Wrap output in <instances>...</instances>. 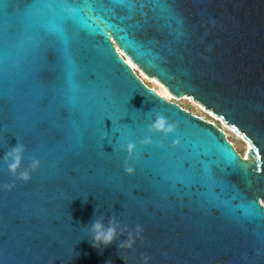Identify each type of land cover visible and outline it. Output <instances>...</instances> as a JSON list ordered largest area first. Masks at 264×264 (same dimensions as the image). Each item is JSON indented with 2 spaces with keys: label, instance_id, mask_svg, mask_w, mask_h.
<instances>
[{
  "label": "water",
  "instance_id": "water-1",
  "mask_svg": "<svg viewBox=\"0 0 264 264\" xmlns=\"http://www.w3.org/2000/svg\"><path fill=\"white\" fill-rule=\"evenodd\" d=\"M34 2L0 0V154L20 140L23 168L41 160L27 183L0 164V264H264V0H89L66 24ZM119 51L242 135L247 159ZM157 113L175 133H148ZM148 135L125 172L113 149ZM100 214L141 237L96 250L84 226Z\"/></svg>",
  "mask_w": 264,
  "mask_h": 264
},
{
  "label": "clouds",
  "instance_id": "clouds-1",
  "mask_svg": "<svg viewBox=\"0 0 264 264\" xmlns=\"http://www.w3.org/2000/svg\"><path fill=\"white\" fill-rule=\"evenodd\" d=\"M54 11V9H52ZM151 116V114H149ZM147 131L150 134H161L162 136H169L176 132L177 125L172 123L167 117L162 114H155L146 125ZM179 139L173 140V144H179ZM142 144L153 143L151 135L146 136ZM119 152L127 153L124 159L125 172L132 174L135 171V155L136 144L130 140H126L119 145ZM27 148L23 142L18 140L15 146L7 147L2 154H0V164L6 166L7 172L15 177L16 180L27 183L32 179L33 173L37 172L41 167V160L36 155L28 157L29 163L26 168H23V162ZM0 187H9L2 185ZM87 232V240L91 246L96 250L102 252L103 249L117 243L119 249H131L136 240L141 237L143 231L142 226L137 224L134 230H129L127 225H121L115 216H111L107 223H105V216L100 214L94 215V219L90 224L84 226ZM126 233V235H125ZM123 237V239H121ZM147 261V258H145Z\"/></svg>",
  "mask_w": 264,
  "mask_h": 264
},
{
  "label": "snow or ice",
  "instance_id": "snow-or-ice-1",
  "mask_svg": "<svg viewBox=\"0 0 264 264\" xmlns=\"http://www.w3.org/2000/svg\"><path fill=\"white\" fill-rule=\"evenodd\" d=\"M109 3L114 7H116V6L127 7L129 9H132L135 7V0H109ZM32 7L35 9L43 7V8H47L49 10L56 9V8L63 9V14L55 17V19L60 21L61 24L71 23V22L79 19L80 15L83 13L85 8H87L91 11H95L93 4L91 2H89V0H84V3L82 6L81 5H70L67 2H65V0H35V2L32 4ZM101 7H103L102 4H101ZM56 31H60V28H57ZM61 34H63V33H61ZM105 34L110 35V33H107V32ZM120 41H121L122 47H125L126 50H129V51L132 50L133 42L127 41L125 37H120ZM0 42H2V40H0ZM121 55H123V53H121ZM129 63H131V61H129ZM220 118L223 119V117H220ZM126 125H127V123L124 124V126H126ZM143 139L139 140V142H137L135 140H131V139H126V140H130L131 142L136 144L135 163L138 162L146 152V151H142V152L138 151V148H148L155 143L153 141V143H151V144H142L141 141ZM25 146L27 148L26 144H25ZM27 150H28V148H27ZM113 151L119 152V149H113ZM124 154L125 155L123 158V163H124V159H125L127 153H124ZM245 159H247V157H245ZM258 171H260V169H258ZM2 185H4V179L0 178V186H2ZM262 203H264V202H262ZM251 207L255 208V205L253 204ZM256 214H259V209H256Z\"/></svg>",
  "mask_w": 264,
  "mask_h": 264
},
{
  "label": "rangeland",
  "instance_id": "rangeland-1",
  "mask_svg": "<svg viewBox=\"0 0 264 264\" xmlns=\"http://www.w3.org/2000/svg\"><path fill=\"white\" fill-rule=\"evenodd\" d=\"M120 52V51H119ZM124 59L127 61V58L124 57ZM135 66V65H134ZM136 67V66H135ZM137 68V67H136ZM138 69V68H137ZM135 73L139 76V78L143 81V83L153 89L159 96L163 97L164 99L173 102L177 105H179L181 108L187 110L188 112H190L192 115L197 116L199 118H201L202 120L205 121H212L220 130L223 131V133L225 134L227 140L229 142H231V144L233 145V147L235 148V150L239 153V155H241L242 158L245 159V157H247L248 155V149H247V145L244 142V138L242 135V139L241 137L236 136L235 134L239 135L237 132H235L233 129V131L228 130L227 128L223 127L220 122H217L214 118H212L208 113L203 112V110H201L200 108H198L196 105L197 104H193L192 102H190L189 100H173V99H168L167 97V93H166V89L164 88V86L162 84H160L158 81H156L155 79H151L148 76H146L148 79H150V81L146 78H144V74L139 70V71H135ZM143 74V75H142ZM155 81L157 84H155L152 81ZM174 97V96H173ZM186 96H184L183 98H185ZM176 98V97H175ZM189 98V97H186ZM191 99V98H189ZM192 100V99H191ZM195 102V101H194ZM199 105V104H198ZM202 107V106H201ZM204 109V108H203ZM205 110V109H204ZM206 111V110H205ZM228 127V126H227ZM230 128V127H228ZM231 129V128H230ZM235 133V134H234Z\"/></svg>",
  "mask_w": 264,
  "mask_h": 264
},
{
  "label": "bare ground",
  "instance_id": "bare-ground-1",
  "mask_svg": "<svg viewBox=\"0 0 264 264\" xmlns=\"http://www.w3.org/2000/svg\"><path fill=\"white\" fill-rule=\"evenodd\" d=\"M120 54L122 53L121 51L119 52ZM123 57H125L124 56V54L122 55ZM130 66H131V68L134 70V71H139L132 63H129V60L127 59V61H126ZM143 75V74H142ZM144 76V78H146V79H148L145 75H143ZM149 81H150V79H148ZM152 81V80H151ZM152 82H154L155 84H157L155 81H152ZM166 93H167V97H168V99H173V100H176V101H179V100H189L190 102H192L194 105L195 104H197L196 102H194L193 100H191V99H189V98H175V97H173L167 90H166ZM198 108H200L201 110H203V112H206V113H208L207 111H205L204 109H203V107H201L200 105H196ZM212 118H214L217 122H220V124L223 126V127H225V128H227L228 130H230V131H233L232 130V128L230 129V128H228L227 127V125H225L219 118H217V117H215V116H213L211 113H208ZM235 134V133H234ZM236 136H238V137H241V139H242V136H240V135H237V134H235ZM243 140V139H242ZM244 142L246 143V145H247V149H248V151L251 149V145H250V143L249 142H247L245 139H244Z\"/></svg>",
  "mask_w": 264,
  "mask_h": 264
},
{
  "label": "built area",
  "instance_id": "built-area-1",
  "mask_svg": "<svg viewBox=\"0 0 264 264\" xmlns=\"http://www.w3.org/2000/svg\"><path fill=\"white\" fill-rule=\"evenodd\" d=\"M120 54V53H119ZM121 55V54H120ZM122 56V55H121ZM209 122H212V121H209ZM213 123V122H212Z\"/></svg>",
  "mask_w": 264,
  "mask_h": 264
}]
</instances>
